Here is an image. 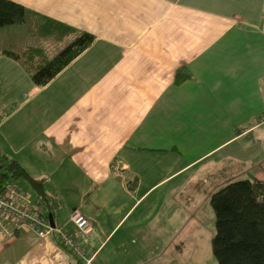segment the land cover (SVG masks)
Returning a JSON list of instances; mask_svg holds the SVG:
<instances>
[{
  "label": "crops",
  "instance_id": "crops-1",
  "mask_svg": "<svg viewBox=\"0 0 264 264\" xmlns=\"http://www.w3.org/2000/svg\"><path fill=\"white\" fill-rule=\"evenodd\" d=\"M14 1L96 36L52 80L49 96L34 84L12 102L7 37L0 36V129L15 126L0 132V164L15 160L43 181L57 199V219L74 211L91 219L89 236H78L89 264L156 260L163 227H185L181 204L194 196L188 184L203 180L196 174L207 156L236 145L233 160L264 170V0ZM181 68L190 76L178 82ZM235 116L243 120L233 132ZM160 125L161 148L152 139ZM218 135L228 138L218 144ZM139 243L147 253L141 259ZM0 264L86 262L29 230L0 237Z\"/></svg>",
  "mask_w": 264,
  "mask_h": 264
},
{
  "label": "trees",
  "instance_id": "trees-1",
  "mask_svg": "<svg viewBox=\"0 0 264 264\" xmlns=\"http://www.w3.org/2000/svg\"><path fill=\"white\" fill-rule=\"evenodd\" d=\"M17 24L33 25L34 33L41 38L64 43L51 56L42 46L20 51L14 46L2 48L3 56L19 62L37 87L49 84L96 41L92 33L39 15L14 0H0V31ZM69 37L71 39L65 41ZM189 76L188 71L181 68L177 81ZM5 160L2 159L0 164L2 180L25 179L38 195H46L43 181L35 179L19 162L12 160L5 164ZM211 205L216 215L212 251L217 264H264V181L246 179L230 182L212 194Z\"/></svg>",
  "mask_w": 264,
  "mask_h": 264
},
{
  "label": "rangeland",
  "instance_id": "rangeland-1",
  "mask_svg": "<svg viewBox=\"0 0 264 264\" xmlns=\"http://www.w3.org/2000/svg\"><path fill=\"white\" fill-rule=\"evenodd\" d=\"M7 30H2L0 32V36L7 37V41L4 43V46H14L15 50H24L29 47H43L46 53L51 56L58 52L63 46L64 43H53L49 41V39H43L41 36L37 35L33 31V25L29 24H17L12 26H7ZM6 28V27H5ZM79 30V29H78ZM81 31V30H79ZM3 33V34H2ZM71 37H69L65 41H69ZM54 40V39H53ZM54 42H57L54 40ZM8 59L10 65L8 67V74L4 75L7 79L6 85L9 89L5 90V94L10 102L19 101L25 99L28 95L31 94L32 88L34 84L32 83L31 77L27 70H25L19 62ZM14 64V66H13ZM72 74V71L67 73L68 76ZM4 77L2 80H4ZM52 82V81H51ZM50 82V83H51ZM49 84L41 88L42 97L49 96L54 87L49 88ZM243 113L247 112L248 107H240ZM14 110V109H13ZM256 109L253 107L249 108V117L254 116L251 111H255ZM264 111V110H263ZM261 112V116L259 119L261 122H264V112ZM12 108L9 114H12ZM236 115V114H235ZM6 114L2 116L3 119H6ZM243 120V118L239 119L237 116L233 118V132L236 131V126L240 127L239 123ZM15 129V126L6 124L0 129V132H10ZM165 135V134H164ZM163 135V126L159 127V136L153 137L152 139H159L160 148L163 146L162 138ZM228 138L227 135H218L217 143L219 144L222 139ZM213 141H205L202 140L199 142L203 146ZM236 145L227 147L223 151L219 152L217 155H209L206 157V160L198 166L199 172L196 174V177L203 179L201 182L195 180L193 183L188 184V191L191 190L194 193L192 199H188L187 203H182V210H185L186 213V223L185 227L179 226H170L165 225L163 227V246L162 244L158 245L157 259H153V264H217V260L212 251V240L216 234V215L214 209L211 205V196L214 192H217L228 185L230 182L238 181V180H254L257 178H264V170L262 169H254L251 171H247L246 164H239L237 160H233L232 153H235ZM138 152V151H137ZM153 158L156 160L155 163L160 164V159L158 160L157 155L159 152L152 151ZM146 155V153H145ZM140 157V154L138 155ZM156 156V157H155ZM213 156V157H212ZM199 157V154L195 155V158ZM223 159V160H222ZM207 161L210 163L207 164ZM217 161V171L216 173H212L210 171L213 163ZM221 161V162H219ZM5 162V161H4ZM152 162V161H151ZM245 162V161H242ZM237 166H239L237 168ZM1 170V169H0ZM196 170V168H195ZM194 170V171H195ZM247 171V172H246ZM246 172V173H244ZM264 181V179H261ZM26 181V180H25ZM22 185H24L23 179H20ZM200 182V183H199ZM28 186V190L30 193H35L29 183L26 181ZM155 193L153 195V199L159 194ZM33 195V194H32ZM145 205H143L144 207ZM156 212V211H155ZM140 213V209H139ZM69 220V219H68ZM67 220V221H68ZM63 221V222H67ZM178 224V223H177ZM151 239V238H149ZM155 241V240H153ZM166 242H168V246L165 247ZM139 254L138 259H141L146 256V246H142L139 243ZM149 248V247H148ZM164 250V252H163ZM163 254V255H161ZM158 256H161L158 258ZM151 263V264H152Z\"/></svg>",
  "mask_w": 264,
  "mask_h": 264
},
{
  "label": "built area",
  "instance_id": "built-area-1",
  "mask_svg": "<svg viewBox=\"0 0 264 264\" xmlns=\"http://www.w3.org/2000/svg\"><path fill=\"white\" fill-rule=\"evenodd\" d=\"M263 122V121H262ZM264 123V122H263ZM57 199L50 194L33 196L17 180L0 178V237L11 239L24 231H35L40 238H54L64 249L79 261L87 259L85 247L78 236L88 237L92 228L91 219L74 211L67 222L57 219ZM50 215L54 217L51 224ZM70 226L77 232L75 235Z\"/></svg>",
  "mask_w": 264,
  "mask_h": 264
},
{
  "label": "water",
  "instance_id": "water-1",
  "mask_svg": "<svg viewBox=\"0 0 264 264\" xmlns=\"http://www.w3.org/2000/svg\"><path fill=\"white\" fill-rule=\"evenodd\" d=\"M50 221H51V224L54 225V217H53V215H50Z\"/></svg>",
  "mask_w": 264,
  "mask_h": 264
}]
</instances>
